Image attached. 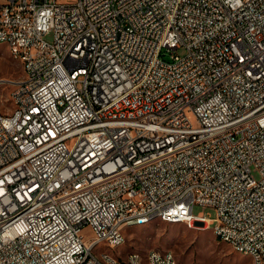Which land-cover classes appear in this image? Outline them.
Segmentation results:
<instances>
[{"label":"built area","instance_id":"obj_1","mask_svg":"<svg viewBox=\"0 0 264 264\" xmlns=\"http://www.w3.org/2000/svg\"><path fill=\"white\" fill-rule=\"evenodd\" d=\"M0 40V264H116L127 214L264 264V0H0Z\"/></svg>","mask_w":264,"mask_h":264},{"label":"rangeland","instance_id":"obj_2","mask_svg":"<svg viewBox=\"0 0 264 264\" xmlns=\"http://www.w3.org/2000/svg\"><path fill=\"white\" fill-rule=\"evenodd\" d=\"M45 40L51 42L52 36L47 35ZM171 55L182 57L185 50L180 48L174 51L165 49L161 58L171 62ZM22 75V63L10 56L8 47L0 44V111H9L12 108L10 93L13 85L7 81H14ZM6 80V81H5ZM3 104V105H2ZM252 175L258 180L259 174L252 167ZM200 212L214 216V212L205 207H195V215ZM125 243L119 248L107 249L97 247L96 251H109L114 255L124 257L131 251L145 255L149 250L158 249L170 252L178 264H251V259L245 254L235 252L228 244L216 238L210 227L197 226L189 228L184 223H167L160 220L144 226L126 227ZM84 239L92 237L89 227L82 229Z\"/></svg>","mask_w":264,"mask_h":264},{"label":"bare ground","instance_id":"obj_3","mask_svg":"<svg viewBox=\"0 0 264 264\" xmlns=\"http://www.w3.org/2000/svg\"><path fill=\"white\" fill-rule=\"evenodd\" d=\"M0 44L6 45V40H0ZM10 56L14 59L19 60L22 63L23 66V57H19V54H14V44H7ZM0 113H4L1 112ZM154 220H160L163 222H166V215L164 214H155L152 216H149L147 218H141L140 222L138 224H134L131 222H135V214H127V222H120V229L124 230L126 227H137V226H144L146 224H149L153 222ZM169 223H178V216H169ZM186 224L189 228H194L191 225V222H182ZM212 231L214 232L216 238H218L220 241L226 243L221 235H219L218 229H214L213 227H210ZM104 246V243H97V247ZM150 252H154L159 255H167L168 251H160L158 249H152L149 250ZM149 251L142 255L139 252L131 251L127 253L124 257H121L119 255L118 261L116 264H131V257L134 256V262L135 264H149ZM250 257L252 261V254H245ZM169 257L172 258L173 264H178L175 260L174 256L169 252ZM88 258H95V251H88ZM253 264V263H251Z\"/></svg>","mask_w":264,"mask_h":264}]
</instances>
